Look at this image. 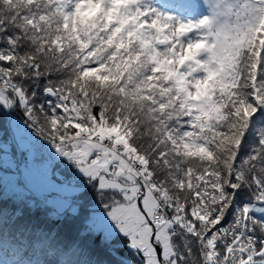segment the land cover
<instances>
[{
    "label": "snow or ice",
    "instance_id": "obj_1",
    "mask_svg": "<svg viewBox=\"0 0 264 264\" xmlns=\"http://www.w3.org/2000/svg\"><path fill=\"white\" fill-rule=\"evenodd\" d=\"M0 114L44 264H264V0H0Z\"/></svg>",
    "mask_w": 264,
    "mask_h": 264
},
{
    "label": "trees",
    "instance_id": "obj_2",
    "mask_svg": "<svg viewBox=\"0 0 264 264\" xmlns=\"http://www.w3.org/2000/svg\"><path fill=\"white\" fill-rule=\"evenodd\" d=\"M19 117V112L13 113L14 116ZM11 130H13V126L8 121V116L0 114V133H2V138L4 141H8L11 143L12 141V135ZM14 133V130H13ZM15 137V135H14ZM4 167H7L5 165ZM1 175V174H0ZM2 189V188H1ZM3 190V189H2ZM5 190V189H4ZM5 198L7 199L8 196L3 191ZM10 197V196H9ZM30 203V202H29ZM45 215V213H44ZM36 211L35 213H30L27 208H25V216L22 218L20 223H24L25 221L35 225L37 228L41 227H48L52 225L54 222L49 221L46 216ZM3 242L5 243H13L16 240L13 238L10 233H13L16 231V226L13 225L11 222H6L3 227ZM15 237H18L20 240L19 242V251L20 255L23 256L25 259H32L31 256H35L36 258H40L42 260H53L51 253L46 254V248H45V241H42L39 238V232H34L32 235H29L28 233H25L24 236L20 235V232L17 231L15 233Z\"/></svg>",
    "mask_w": 264,
    "mask_h": 264
},
{
    "label": "rangeland",
    "instance_id": "obj_3",
    "mask_svg": "<svg viewBox=\"0 0 264 264\" xmlns=\"http://www.w3.org/2000/svg\"><path fill=\"white\" fill-rule=\"evenodd\" d=\"M14 117H17L16 115ZM13 126V125H12ZM15 138L18 141L23 140L28 131L18 132L13 126ZM26 133V134H25ZM5 166V165H4ZM16 176L7 173H2L0 175V190L4 191L6 195L12 197L14 194L17 198L25 199L27 202H32L31 198L43 199L47 193V189L43 185L42 179L38 173H33L29 178H27L26 188H17L15 185ZM2 188V189H1ZM5 189V190H4ZM53 209L49 207L46 211H52ZM39 213L44 215V211L37 210ZM45 216V215H44Z\"/></svg>",
    "mask_w": 264,
    "mask_h": 264
},
{
    "label": "water",
    "instance_id": "obj_4",
    "mask_svg": "<svg viewBox=\"0 0 264 264\" xmlns=\"http://www.w3.org/2000/svg\"><path fill=\"white\" fill-rule=\"evenodd\" d=\"M10 120V117H8V121ZM11 135L14 137L13 131L11 130Z\"/></svg>",
    "mask_w": 264,
    "mask_h": 264
}]
</instances>
